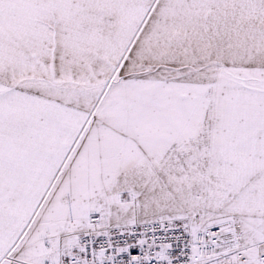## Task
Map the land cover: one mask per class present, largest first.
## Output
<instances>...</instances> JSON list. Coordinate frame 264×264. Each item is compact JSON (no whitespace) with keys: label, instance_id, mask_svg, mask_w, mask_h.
Returning <instances> with one entry per match:
<instances>
[{"label":"snow or ice","instance_id":"snow-or-ice-1","mask_svg":"<svg viewBox=\"0 0 264 264\" xmlns=\"http://www.w3.org/2000/svg\"><path fill=\"white\" fill-rule=\"evenodd\" d=\"M0 264H264V0H0Z\"/></svg>","mask_w":264,"mask_h":264}]
</instances>
